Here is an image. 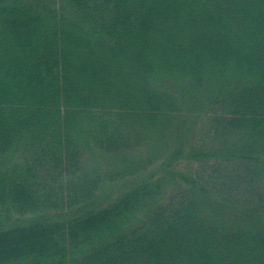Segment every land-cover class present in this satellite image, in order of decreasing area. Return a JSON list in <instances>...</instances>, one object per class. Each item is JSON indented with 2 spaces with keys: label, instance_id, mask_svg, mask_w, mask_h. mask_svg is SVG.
Masks as SVG:
<instances>
[{
  "label": "trees",
  "instance_id": "1",
  "mask_svg": "<svg viewBox=\"0 0 264 264\" xmlns=\"http://www.w3.org/2000/svg\"><path fill=\"white\" fill-rule=\"evenodd\" d=\"M0 264H264V0H0Z\"/></svg>",
  "mask_w": 264,
  "mask_h": 264
},
{
  "label": "rangeland",
  "instance_id": "2",
  "mask_svg": "<svg viewBox=\"0 0 264 264\" xmlns=\"http://www.w3.org/2000/svg\"><path fill=\"white\" fill-rule=\"evenodd\" d=\"M189 163H191V162H188V164ZM178 167L179 168H185L186 167V162L184 160L181 161L179 163ZM187 168H188V165L186 167V170H187ZM151 171H153V170H151ZM125 180H127V179H125ZM123 181H120V182L118 181V182H114V183H106V184L103 185L104 187H103L102 191L104 192V194L110 195V197H111V195H112V197L116 196L117 193H120V191L123 189V183H122ZM12 218L14 219V217H12ZM27 218H29V217L28 216H24V217H21L20 220L23 222ZM9 223H5L3 225H9Z\"/></svg>",
  "mask_w": 264,
  "mask_h": 264
}]
</instances>
